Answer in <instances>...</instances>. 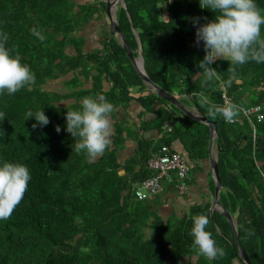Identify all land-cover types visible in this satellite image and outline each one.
<instances>
[{
    "label": "trees",
    "instance_id": "obj_1",
    "mask_svg": "<svg viewBox=\"0 0 264 264\" xmlns=\"http://www.w3.org/2000/svg\"><path fill=\"white\" fill-rule=\"evenodd\" d=\"M123 2L117 6L116 22L133 56L140 51L147 76L216 123L218 201L232 216L235 231L209 202L192 206L174 225L161 220L150 201L136 198V186L152 174L147 160L174 140H180L189 156L188 184L190 173L200 169L199 160L208 156L209 127L148 89L111 28L100 47L84 50L85 38L78 30L105 14L104 0L79 5L74 0H0V32L8 34L7 46H15L21 62L35 74L33 85L0 94V163L24 164L31 175L20 204L9 219L0 220V264H245L235 234L251 264H264V63L236 66L231 85L224 87L229 62L217 60L210 67L220 78L205 84L197 67L205 52L202 42L195 43L191 20L206 17L199 21L203 24L215 14L202 9L199 0ZM255 3L264 14V0ZM32 27L46 39L33 36ZM60 78L65 91L48 89ZM97 94L114 106L113 143L88 161L72 149L65 113L79 110L83 97ZM223 94L244 110L260 109L242 112L233 123L219 115L210 118L201 101L222 105ZM132 100L141 107V123L133 135L136 153L122 165L124 174L131 175L128 179L119 174L117 152L123 133L131 130L125 116ZM29 110H42L50 123L33 129L35 119L25 120ZM146 113L154 114L152 122L143 120ZM257 114L262 115L259 120ZM152 126L161 132L156 141L143 137ZM197 214L208 216L206 230L225 250L224 257L207 260L193 250L190 217ZM246 228L255 234L246 235Z\"/></svg>",
    "mask_w": 264,
    "mask_h": 264
},
{
    "label": "clouds",
    "instance_id": "obj_2",
    "mask_svg": "<svg viewBox=\"0 0 264 264\" xmlns=\"http://www.w3.org/2000/svg\"><path fill=\"white\" fill-rule=\"evenodd\" d=\"M120 4V3H119ZM121 5V4H120ZM202 9H209L215 14L213 20L199 23L206 17L192 18L195 27V43H203L205 55L198 62L197 67L202 70L204 83L219 79V73L210 67L217 60L229 62L227 71L230 76L222 81L224 87H229L236 74V66L244 65L249 61L264 63V38L261 37V28L264 26V14L258 8L255 0H199ZM166 18V17H165ZM168 19V18H166ZM38 40L46 37L42 30L36 27L29 29ZM9 36L0 32V94L5 91L12 95L23 88L35 83V74L29 65L21 62V55L15 46L9 48ZM206 105L207 115L215 119L218 115L225 122L233 123L244 112V108L231 101L222 105L208 101H201ZM114 106L103 94L85 96L81 100L79 110L65 113V130L74 139V148L78 155L84 153L88 161L102 156L111 147V114ZM4 113L0 112V120ZM34 118L37 125L43 127L50 123L49 118L42 110L27 111L25 120ZM55 131H61L55 126ZM31 175L27 166L21 163H0V220L11 217L16 207L22 201L28 187ZM192 227V248L196 253L207 260H216L226 255L222 247L217 246L212 233L207 231L210 220L207 215L197 214L190 217ZM246 235H254V230L244 229Z\"/></svg>",
    "mask_w": 264,
    "mask_h": 264
},
{
    "label": "crops",
    "instance_id": "obj_3",
    "mask_svg": "<svg viewBox=\"0 0 264 264\" xmlns=\"http://www.w3.org/2000/svg\"><path fill=\"white\" fill-rule=\"evenodd\" d=\"M93 1H97V2L101 3L103 0H74V2L77 5L84 4L87 2H93ZM104 1H106V0H104ZM118 5H119V3L113 2V4L110 7V12L112 9V14L114 16H115L116 9H117ZM105 8H106V6H105ZM113 8H114V11H113ZM98 20L103 21L104 25H103V28L100 29V31L98 33H96V32L94 33V35L96 36L95 38H94V35L93 36H87V33L83 32L90 22L87 25L80 27V29L78 30V34L85 38L84 50H86V51H90V50H93L97 47H100V42L103 38V34L106 33L109 30V28H111L110 20L108 19L107 15H106V9H105V14L102 15V17ZM98 20H95V21H98ZM91 22H94V20ZM138 55H139V53H138ZM58 80L61 81L59 84L62 85L61 88H59L58 90L59 91H65L63 84H62L63 79L60 78ZM105 87H106V85H105ZM147 87L149 90H151V88L148 85H147ZM151 91H153V90H151ZM134 92H136V91L134 90ZM185 107L194 113H198V111L192 106L189 107V106L185 105ZM140 111H141V107H140L139 103L136 102L135 100L130 101L129 106L126 109L127 116H125V117L127 118V120H126L127 126L131 127V130H130L129 134H126V132L123 133L124 140L122 142V146L119 148V150L117 152V162L121 165V167L119 168V174L124 175L125 178H128V179L131 178V175L127 176L126 174H124V171L122 169V165H124V163L130 157L134 156L136 153L137 138H135L133 135L135 134V131L138 130L137 129L138 125L141 123V119H139L137 117V113H139ZM184 114H186V113H184ZM113 115L114 114L112 112V114H111L112 135L114 132ZM153 116H154V114H152V113H146V114L142 115V118L145 121L152 122ZM180 118H183V117L180 116ZM166 128H167V126H166ZM167 129L169 130V127ZM160 134H161V132L157 128L152 126L143 132V137L156 141L160 137ZM112 135H111V137H112ZM112 143H113V139L111 138V145H112ZM208 143H209V139H208ZM164 146H166V145H164ZM167 147H169L170 149L178 151L179 153L182 154V156L185 159H188L189 156H188L186 150L183 148L180 140H174L172 142L171 146H167ZM159 151L157 153H159ZM209 151L210 150L208 147V156H209ZM217 151H218V149L216 147V136H215L213 139V144H212V149H211V157L215 160L217 157ZM208 156L205 159L199 160V162H198L199 167H200L199 170H194L192 173H190V180H189V183L187 184L188 190L185 194L180 195L174 189L172 184L164 183V190L159 195H156L150 199L144 200L146 202H149V201L151 202L152 209H153L154 213L156 215H159L161 220H163L165 222L169 221V220H173L174 225H176L178 223L179 218L187 215L189 213L190 209L192 208V206L197 205V204H205L206 202L210 203V209H212L211 206H212V203L214 200V190L215 189L212 188L211 180L214 182V188H215V181H214V177L212 174L211 164H210V161L208 159ZM193 163H194V160H193ZM138 167H139V165L136 166V169H138ZM152 174H153V171H152ZM218 196H219V194H218ZM217 209L219 210L220 208L217 207ZM232 221H233V219H232ZM233 224H234V222H233ZM237 264H241V263L238 262Z\"/></svg>",
    "mask_w": 264,
    "mask_h": 264
},
{
    "label": "built area",
    "instance_id": "obj_4",
    "mask_svg": "<svg viewBox=\"0 0 264 264\" xmlns=\"http://www.w3.org/2000/svg\"><path fill=\"white\" fill-rule=\"evenodd\" d=\"M224 102L229 98L222 95ZM260 107L255 106L244 110L245 114L257 113ZM258 120L262 117L257 114ZM147 167L153 171L150 177L141 180L134 191L139 200H147L159 195L164 190V183L172 184L174 189L180 195L188 190L187 179H189L190 164L176 150L167 146H162L159 153L150 157L147 161Z\"/></svg>",
    "mask_w": 264,
    "mask_h": 264
},
{
    "label": "water",
    "instance_id": "obj_5",
    "mask_svg": "<svg viewBox=\"0 0 264 264\" xmlns=\"http://www.w3.org/2000/svg\"><path fill=\"white\" fill-rule=\"evenodd\" d=\"M106 15L108 17V19L110 20V25H111V29L112 31L115 33V35H117L120 38V41L125 49V52L129 58V60L131 61V63L133 64V66L136 68V70L138 71L140 77L142 78V80L151 88V90L155 91L157 94L163 96L167 101H169L171 104L175 105L176 107H178L181 111H183L184 113H186L187 115L205 123L208 125L209 127V143H208V147H209V156L208 159L210 161L211 164V169H212V174L214 177V181H215V190H214V200L212 203V209H219V211H221L223 213V215L226 216V218L228 219V221L232 224L233 226V230L235 231V227L232 221V216L229 214V212L222 207L221 205H219V201H218V194L219 191L221 189V182H220V178H219V173H218V168H217V162L215 159H213L211 157V149H212V144H213V139L216 136V123L213 120H209L206 119L205 117H203L202 115L198 114V113H194L190 110H188L179 100L178 98H176L174 95L166 92L165 90H163L162 88H160L158 85H156L146 74L144 66H143V58L141 56V53L139 51V55L138 57H134L131 50L128 48L126 41H125V37L124 34L122 33V31L120 30V28L117 25L115 16L113 15V17H111L110 14V7L113 4V2L115 3H120L121 5L124 6V2L123 0H106ZM216 147L217 149H220L219 146V141H216ZM235 239H236V243L239 249V255L241 257V259L243 260V262L245 264H251L250 260L248 259L246 253L244 252V250L242 249L238 237L235 234Z\"/></svg>",
    "mask_w": 264,
    "mask_h": 264
},
{
    "label": "rangeland",
    "instance_id": "obj_6",
    "mask_svg": "<svg viewBox=\"0 0 264 264\" xmlns=\"http://www.w3.org/2000/svg\"><path fill=\"white\" fill-rule=\"evenodd\" d=\"M113 11H114V8H113ZM111 17H113V14H112V9H111ZM103 25H104V22L101 21V20H98V21H95L94 22H90L87 27L85 28V30L83 31L84 33H87V36H93L94 33H98L100 31V29L103 28ZM96 36L94 35V38ZM264 38V37H262ZM61 81L58 80L57 82H50L49 85L47 86L48 89H55V90H58L59 88H61V84H59ZM179 100V99H178ZM180 101V100H179ZM182 103V102H181ZM183 104V103H182ZM184 105V104H183ZM185 106V105H184Z\"/></svg>",
    "mask_w": 264,
    "mask_h": 264
}]
</instances>
